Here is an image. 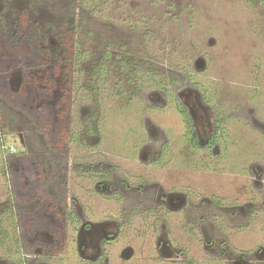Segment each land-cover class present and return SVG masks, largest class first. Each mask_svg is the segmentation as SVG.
<instances>
[{"label": "rangeland", "instance_id": "1", "mask_svg": "<svg viewBox=\"0 0 264 264\" xmlns=\"http://www.w3.org/2000/svg\"><path fill=\"white\" fill-rule=\"evenodd\" d=\"M28 1L18 13L22 0L11 9L0 0V21L8 24H0V218L11 206L3 245L19 240L16 264H77L72 220L103 222L104 212L117 209L94 194L89 170L110 179L139 174L171 190L188 185L200 196L241 192L240 158L264 162V0H107L95 13L89 0L80 7L77 0ZM33 19L39 27L29 28ZM79 48L90 52L83 60L74 59ZM97 59L106 62L99 91L88 74ZM128 65L140 67L137 76ZM156 81L166 93L143 120L158 126L146 131L159 139L144 141L146 94ZM191 91L208 122H223L226 151L209 169H197L208 153L183 140L177 105ZM143 142L165 149L166 168L138 160ZM204 215L213 228V210ZM177 219L170 215L171 228ZM249 235L252 248L264 244V222ZM41 249L50 257L35 259Z\"/></svg>", "mask_w": 264, "mask_h": 264}, {"label": "flooded vegetation", "instance_id": "2", "mask_svg": "<svg viewBox=\"0 0 264 264\" xmlns=\"http://www.w3.org/2000/svg\"><path fill=\"white\" fill-rule=\"evenodd\" d=\"M27 2L29 1L22 0L15 3L16 12L20 13L18 8L23 7L20 4ZM10 3L12 0H7V9L12 8L9 7ZM19 18L16 25L22 23ZM5 19L6 17L0 21L1 27L8 25ZM40 23L33 19L28 26L36 28ZM36 34L39 36L40 32ZM161 87L162 84L154 85L146 94V111L142 117L146 133L144 141L149 134L151 138L154 136L150 132L159 129L150 120L144 122L143 119L151 118L149 112L166 93ZM193 97L191 91L188 100L182 106L177 105L184 122L183 140L188 147L208 153L211 160H197V169H209L211 161L214 165L226 151L223 146V122L220 119L208 122L198 98L192 99ZM148 129L150 132L146 131ZM153 138L156 141L159 139L157 136ZM142 146L137 153L139 161L167 167L163 164L165 149L155 150L147 142H143ZM12 151L14 150L4 151V171L9 170L11 154L14 153ZM20 152V149L16 150L17 154ZM249 159V155L245 153L237 167H234L238 169V176L241 175L244 180L241 192L237 191V195L230 198L200 196V191L196 188L188 185L184 187L183 184L179 189L171 190L164 187L162 182L147 180L139 174L130 178L121 173L119 176L113 174L110 179L107 178V173L104 176L99 172L97 176L96 172L91 174L92 170H89V184L93 185L90 188L95 190L94 194H102L104 200L117 206V209L116 212H104L103 222L89 219L76 221L72 217L74 213L70 210L71 204L67 206L76 234L74 240L78 253L77 264H264V244L252 248L249 235L253 223L264 222V162L255 161L246 165ZM93 164L89 162L88 167L92 168ZM98 165L101 168L103 164ZM211 169L215 170L216 167ZM225 176L228 177L227 174ZM71 201H75L73 197L70 198ZM39 206L42 211L43 203ZM209 209L213 210L216 219L213 228H208L203 223L204 213ZM11 210V206L5 207L1 214L4 220L13 216ZM170 215H178L173 228L168 224ZM42 250L44 251L39 250L33 257L39 260L41 257H50V254ZM6 263L12 264L9 260ZM23 264L26 263L23 261Z\"/></svg>", "mask_w": 264, "mask_h": 264}, {"label": "trees", "instance_id": "3", "mask_svg": "<svg viewBox=\"0 0 264 264\" xmlns=\"http://www.w3.org/2000/svg\"><path fill=\"white\" fill-rule=\"evenodd\" d=\"M78 1V5L81 6V2H83L84 0H77ZM94 1V7L90 8V11L95 13V12H98V7L99 5L103 4V3H106L107 0H89V2H92ZM101 3V4H100ZM101 12V10H99ZM82 47V46H81ZM104 53V52H103ZM102 52H100V57L102 58L104 56ZM90 54V52L86 51L85 49H81L79 48V50H76L74 52V59H79V60H83L86 55ZM114 55V54H113ZM117 55L114 56L116 58H114L115 60L117 59ZM85 56V57H84ZM89 58H91L89 56ZM124 61L120 60L119 61V64H123ZM106 62H103V60L101 61L100 60H96V62L94 64H92L90 66V68H88V74H89V77L92 79L90 80L91 82H93L95 84L96 87H94V89L96 88L97 91H99L101 89L102 84L104 82V74L106 73ZM127 68L132 71V73L134 74V76H137V74L139 73L140 71V67L138 68H133L132 65H128ZM83 70L82 69H78L77 72L81 73ZM149 71V70H148ZM130 73V72H129ZM140 79V78H139ZM155 84L154 85H159L161 83L159 82H154ZM6 230L3 229V219L0 218V249H2V256L1 257H7L9 258V261L12 262V264H16V262H14L12 260L13 257L15 256H20L22 254L21 250H20V244H19V240H17V238L15 237L14 240L11 239V243H9V245L7 246H4V242L3 240H6ZM3 241V242H2ZM7 242V241H6Z\"/></svg>", "mask_w": 264, "mask_h": 264}]
</instances>
